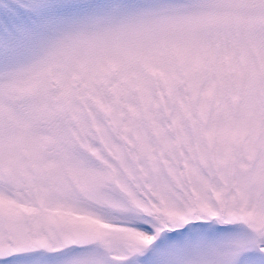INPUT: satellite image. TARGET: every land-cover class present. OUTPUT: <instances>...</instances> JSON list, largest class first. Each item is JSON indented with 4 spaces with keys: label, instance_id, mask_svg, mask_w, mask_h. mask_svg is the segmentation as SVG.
<instances>
[{
    "label": "snow or ice",
    "instance_id": "6c2138e0",
    "mask_svg": "<svg viewBox=\"0 0 264 264\" xmlns=\"http://www.w3.org/2000/svg\"><path fill=\"white\" fill-rule=\"evenodd\" d=\"M0 264H264V0H0Z\"/></svg>",
    "mask_w": 264,
    "mask_h": 264
}]
</instances>
